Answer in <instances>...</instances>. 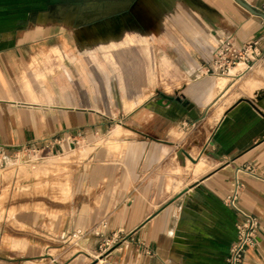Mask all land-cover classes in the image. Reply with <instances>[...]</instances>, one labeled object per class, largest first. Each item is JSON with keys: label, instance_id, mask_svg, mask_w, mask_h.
<instances>
[{"label": "crops", "instance_id": "crops-1", "mask_svg": "<svg viewBox=\"0 0 264 264\" xmlns=\"http://www.w3.org/2000/svg\"><path fill=\"white\" fill-rule=\"evenodd\" d=\"M135 27L189 76L220 37L264 50V21L235 0H0V264H86L94 253L91 264H224L241 219L223 202L235 176L237 208L259 220L242 264H264V64L137 101L98 56ZM22 145L47 150L37 167L57 156L68 170L23 180ZM43 178L52 194L69 180V197L16 188Z\"/></svg>", "mask_w": 264, "mask_h": 264}, {"label": "rangeland", "instance_id": "rangeland-1", "mask_svg": "<svg viewBox=\"0 0 264 264\" xmlns=\"http://www.w3.org/2000/svg\"><path fill=\"white\" fill-rule=\"evenodd\" d=\"M155 41L157 40L143 34L136 27L128 28L115 37L104 39L101 54L98 55L115 63L112 66V73L116 76L122 88L125 89V93L139 96L137 101L143 100L149 95L158 96L159 92L167 94L179 93L189 86L188 83L194 84L195 82L209 81V77L212 78V74L210 72L205 73V70L203 72H195L189 76L188 73H184L185 69L182 68L183 74H180V70L174 66L172 61L173 52L171 50L163 51L158 49ZM226 77L227 75H223L217 79L223 83V78ZM202 116L209 117V107L204 110ZM217 116L218 113H214L211 117L216 118ZM105 136H98L96 141H100L99 139L105 138ZM70 153L72 152L70 151ZM73 158H76V156ZM62 160L60 157L52 156L38 167H23L21 169L23 172L22 178L24 180L30 176L39 177L62 169L68 170V167H64L67 164H63ZM9 170L12 171V168ZM65 187L68 192H65V189L59 183L57 191L52 194L49 193L51 188L49 180L44 178L28 181L27 184L16 183V188L21 190L19 193H22L25 198L39 199L43 202H46L47 199L60 200L68 198L70 195L69 180L65 183ZM75 242H77V239L72 238L71 243ZM93 255L98 258L97 253ZM96 258H86L85 263L91 264Z\"/></svg>", "mask_w": 264, "mask_h": 264}, {"label": "built area", "instance_id": "built-area-1", "mask_svg": "<svg viewBox=\"0 0 264 264\" xmlns=\"http://www.w3.org/2000/svg\"><path fill=\"white\" fill-rule=\"evenodd\" d=\"M264 13V2L260 7ZM210 65L205 67V73L210 72L214 76L227 75L238 63L264 64V50L259 49L257 40H251L236 48L230 37H220L210 50ZM77 144V140H73ZM1 152V148H0ZM22 161L30 168H35L47 156V150L29 145H22L18 151ZM239 183L235 176L231 191L223 198L226 206L238 210L241 219L235 224V239L229 247L224 259V264H242L245 250L256 242L259 227L258 218L250 213L241 211L236 206V196ZM84 235V231L76 229L73 236L78 238Z\"/></svg>", "mask_w": 264, "mask_h": 264}, {"label": "water", "instance_id": "water-1", "mask_svg": "<svg viewBox=\"0 0 264 264\" xmlns=\"http://www.w3.org/2000/svg\"><path fill=\"white\" fill-rule=\"evenodd\" d=\"M239 5H241L242 7H244L245 9H247L250 13H253L257 16H259L263 21H264V13L261 11H257L255 9H253L252 7H250L249 5H247L245 2H243L242 0H235ZM186 108L189 111L188 116L191 119H195L196 118V114L192 108V104L188 103L186 104ZM182 152L185 154V156L190 160V161H194V159L187 154L185 151L182 150Z\"/></svg>", "mask_w": 264, "mask_h": 264}, {"label": "bare ground", "instance_id": "bare-ground-1", "mask_svg": "<svg viewBox=\"0 0 264 264\" xmlns=\"http://www.w3.org/2000/svg\"><path fill=\"white\" fill-rule=\"evenodd\" d=\"M63 156H64V155H63ZM63 156H62V157H63Z\"/></svg>", "mask_w": 264, "mask_h": 264}]
</instances>
